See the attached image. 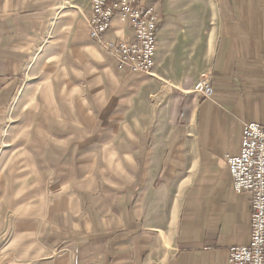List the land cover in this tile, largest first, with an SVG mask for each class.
I'll return each mask as SVG.
<instances>
[{
	"label": "crops",
	"instance_id": "1",
	"mask_svg": "<svg viewBox=\"0 0 264 264\" xmlns=\"http://www.w3.org/2000/svg\"><path fill=\"white\" fill-rule=\"evenodd\" d=\"M61 1L0 0V115ZM144 3L158 21L152 74L120 72L107 53L132 97L157 96L132 150L109 153L121 179L62 197L9 235L0 217V264H226L230 246L249 243L251 195L233 191L225 156L245 122L264 124V0ZM130 36L116 18L103 38ZM205 70L210 100L191 91Z\"/></svg>",
	"mask_w": 264,
	"mask_h": 264
},
{
	"label": "rangeland",
	"instance_id": "2",
	"mask_svg": "<svg viewBox=\"0 0 264 264\" xmlns=\"http://www.w3.org/2000/svg\"><path fill=\"white\" fill-rule=\"evenodd\" d=\"M86 1L60 2L0 115V217H6V235L23 225L33 227L36 215L62 197L119 181L110 151L132 150L154 112L157 96L146 104L132 97L106 50L89 38ZM40 173L44 182L37 186L34 178Z\"/></svg>",
	"mask_w": 264,
	"mask_h": 264
},
{
	"label": "built area",
	"instance_id": "3",
	"mask_svg": "<svg viewBox=\"0 0 264 264\" xmlns=\"http://www.w3.org/2000/svg\"><path fill=\"white\" fill-rule=\"evenodd\" d=\"M118 18L127 23L129 38H103ZM89 36L98 40L120 72L152 74L156 54L157 14L142 0H91ZM191 91L213 97L210 74L202 72ZM225 160L236 194L251 195L250 241L230 246L226 264H264V124L250 121L242 127L240 150Z\"/></svg>",
	"mask_w": 264,
	"mask_h": 264
}]
</instances>
